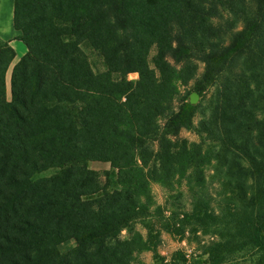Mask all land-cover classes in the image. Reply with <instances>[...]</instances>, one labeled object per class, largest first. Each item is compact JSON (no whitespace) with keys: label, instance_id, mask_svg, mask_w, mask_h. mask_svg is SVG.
<instances>
[{"label":"trees","instance_id":"obj_1","mask_svg":"<svg viewBox=\"0 0 264 264\" xmlns=\"http://www.w3.org/2000/svg\"><path fill=\"white\" fill-rule=\"evenodd\" d=\"M219 3L227 6L226 0H15L16 38L27 51L13 68L8 98L5 76L16 52L0 39V264H145L134 261L149 247L144 235L120 234L153 204L152 182L170 186L185 177L197 190L213 159L227 167L239 198L218 245L264 255L262 72L252 60L249 73L217 82L232 56L260 47L264 0H255L252 17L226 47L212 42ZM82 40L101 50L106 71L90 67ZM153 45L158 74L147 61ZM198 47L205 70L195 93L216 87L198 129L219 142L214 154L176 139L193 126L200 106L187 98L173 105L179 85L196 76L188 59ZM131 72L137 80L127 78ZM93 160L110 162L120 188L101 189ZM49 169L56 171L39 176ZM188 217L212 219L200 212ZM69 238L76 246L61 253L58 245Z\"/></svg>","mask_w":264,"mask_h":264},{"label":"rangeland","instance_id":"obj_2","mask_svg":"<svg viewBox=\"0 0 264 264\" xmlns=\"http://www.w3.org/2000/svg\"><path fill=\"white\" fill-rule=\"evenodd\" d=\"M226 1L227 6L218 4L219 12L212 20L214 25L212 42L219 47L231 44L234 36L243 30L246 20L252 17L250 11L255 6V0H245V3L239 0ZM259 37H261L260 47L250 45L244 52L232 56L227 69L218 78V83H222L228 76L239 78L244 71L249 73L248 68L252 67V60L254 64H259L260 72H262L260 82H264V26ZM200 47L193 49V56L188 59L189 61L187 60L195 63L196 76L187 83L179 85L180 92L173 101V105L177 107L183 98H187L189 102L198 103L200 106L194 117L193 126L182 128L176 139L201 143L205 151L214 154L217 148L219 149V142L198 129L199 121L210 113L209 101L216 88L215 85H208L200 96L195 93L196 80L201 78L205 70V63L198 58ZM0 48L3 46L0 45ZM80 48L90 67L96 73L108 69L106 59L100 49L88 40H82ZM157 51V46L153 45L149 50L147 61L158 74L155 65ZM18 60L12 61L6 71L5 82L8 98L11 97L13 68ZM127 78L135 81L138 79V73H128ZM89 167L98 171L101 189L120 188L116 173H114L116 171L110 162L93 160L89 161ZM55 171L56 169H49L39 176H48ZM106 171H110V174L106 175ZM204 173L206 184L197 190L189 189L185 177H176L170 186L152 182L153 204L149 206V210H145L142 219L133 223L131 228L122 230L120 234L122 238H127L131 235V229L139 230L147 239L148 249L137 252L135 262L145 264H255L257 260H260L264 263V255L253 247L229 249L218 245L220 241H223L222 233H229L227 226L233 222L230 210L239 203L238 190L232 189L229 184L231 176L227 172V167L222 166L217 160L213 159L212 163L204 168ZM102 192L103 190H100L99 194ZM194 212L207 213L212 219L208 218L207 222H203L189 218L188 215ZM75 246V239L69 238L61 242L58 249L61 253H66Z\"/></svg>","mask_w":264,"mask_h":264},{"label":"crops","instance_id":"obj_3","mask_svg":"<svg viewBox=\"0 0 264 264\" xmlns=\"http://www.w3.org/2000/svg\"><path fill=\"white\" fill-rule=\"evenodd\" d=\"M14 9L15 0H0V39L9 42L14 48L16 56L13 61H16L26 53L27 47L16 38L20 32L14 27Z\"/></svg>","mask_w":264,"mask_h":264}]
</instances>
